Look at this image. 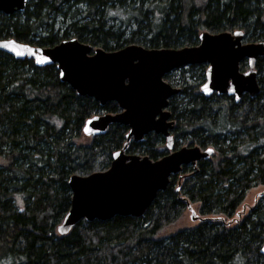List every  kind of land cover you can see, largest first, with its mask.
<instances>
[{"label": "trees", "instance_id": "1", "mask_svg": "<svg viewBox=\"0 0 264 264\" xmlns=\"http://www.w3.org/2000/svg\"><path fill=\"white\" fill-rule=\"evenodd\" d=\"M237 30L248 43L264 41V0H32L22 13L0 14V40L38 48L77 39L107 52L180 49L198 46L204 32ZM207 68L164 79L181 89L168 108L174 149L212 148L211 159L172 176L142 218L81 221L60 236L70 178L107 171L129 129L114 125L86 137V122L119 114L117 103L80 97L55 65L0 52V264H264V57L255 67L260 94L239 103L202 94ZM127 153L157 161L170 152L153 133L131 141ZM257 188L253 207L239 213ZM189 204L205 220L162 236Z\"/></svg>", "mask_w": 264, "mask_h": 264}, {"label": "water", "instance_id": "2", "mask_svg": "<svg viewBox=\"0 0 264 264\" xmlns=\"http://www.w3.org/2000/svg\"><path fill=\"white\" fill-rule=\"evenodd\" d=\"M32 0H0V14L22 13ZM245 33L204 32L195 47L180 49H146L130 45L119 51L94 49L77 39L65 40L55 47L38 48L14 39L0 40V52L16 60H33L39 68L55 65L60 79L80 97L94 99L101 106L115 102L121 112L89 119L86 137L105 135L114 125L129 128L127 143L113 155L110 168L90 176H72L71 209L58 227L60 236L68 235L81 221H109L119 217L142 218L160 192L167 190L173 175L183 167H196L209 160L215 151L198 146L174 150L175 126L168 111L170 100L181 89L165 82L167 74L189 66L208 65L202 94L229 95L239 103L244 95L260 94L256 63L264 57V41L243 44ZM247 62L248 70L241 71ZM161 135L172 151L160 160L127 154L130 142L142 143L150 134ZM193 222L205 218L189 204ZM264 256V246L261 250Z\"/></svg>", "mask_w": 264, "mask_h": 264}, {"label": "rangeland", "instance_id": "3", "mask_svg": "<svg viewBox=\"0 0 264 264\" xmlns=\"http://www.w3.org/2000/svg\"><path fill=\"white\" fill-rule=\"evenodd\" d=\"M244 44H249L248 41H244ZM247 70V67L243 70L245 71ZM262 189L261 188H257L254 189L252 191H250L247 195V198L243 204V206L239 209V213L244 214L245 212H248L250 210L251 207H253L255 200L257 198V196L261 193ZM193 209H195L193 207ZM195 211L198 213V211L195 209ZM198 222H193L191 220V213L189 212L188 209H186V211L183 213L182 217L177 220L172 226L167 227L163 232H162V236H166L168 234H174L177 230L179 229H183L184 227H193L196 226Z\"/></svg>", "mask_w": 264, "mask_h": 264}]
</instances>
